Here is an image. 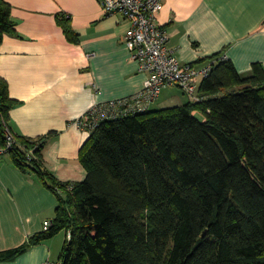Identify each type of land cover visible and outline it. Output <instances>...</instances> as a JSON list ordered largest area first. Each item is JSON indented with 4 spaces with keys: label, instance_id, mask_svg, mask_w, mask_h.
<instances>
[{
    "label": "trees",
    "instance_id": "1",
    "mask_svg": "<svg viewBox=\"0 0 264 264\" xmlns=\"http://www.w3.org/2000/svg\"><path fill=\"white\" fill-rule=\"evenodd\" d=\"M7 35L16 24L0 0V48ZM212 61L201 102L99 122L80 152V183L46 171L44 139L11 132L17 103L0 78V146L9 132L17 166L59 197L51 228L0 261L66 232L58 264H264V67L243 76Z\"/></svg>",
    "mask_w": 264,
    "mask_h": 264
},
{
    "label": "crops",
    "instance_id": "2",
    "mask_svg": "<svg viewBox=\"0 0 264 264\" xmlns=\"http://www.w3.org/2000/svg\"><path fill=\"white\" fill-rule=\"evenodd\" d=\"M4 1L16 24V35L5 36L0 48V78L17 103L11 132L23 140H45L44 168L58 181L83 182L80 152L90 135L76 122L97 105L140 93L148 78L124 44L128 19L108 15L99 0ZM66 21L71 36L64 31ZM156 23L183 65L204 66L220 55L243 76L255 64L264 67V0H164ZM188 102L179 89L168 88L151 109ZM58 206L59 197L37 173L21 170L9 153L1 156L0 253L43 233ZM66 240L61 232L0 264H58Z\"/></svg>",
    "mask_w": 264,
    "mask_h": 264
},
{
    "label": "built area",
    "instance_id": "3",
    "mask_svg": "<svg viewBox=\"0 0 264 264\" xmlns=\"http://www.w3.org/2000/svg\"><path fill=\"white\" fill-rule=\"evenodd\" d=\"M108 15L123 13L130 28L124 37V44L142 73L148 75L143 90L127 99L109 102L93 107L76 126L87 132H93L99 122L126 116L137 112H146L159 99L165 89H179L192 103H199L198 95L201 82L209 76L215 61L204 66L183 65L175 52L168 47L169 35L156 23L157 15L163 9L164 0H99ZM227 60L225 56L220 58ZM12 135L8 132L6 146H0V158L12 148ZM33 151L29 153V157ZM52 222L44 224L48 231ZM68 233L67 239L70 240ZM43 264H52L45 262Z\"/></svg>",
    "mask_w": 264,
    "mask_h": 264
},
{
    "label": "rangeland",
    "instance_id": "4",
    "mask_svg": "<svg viewBox=\"0 0 264 264\" xmlns=\"http://www.w3.org/2000/svg\"><path fill=\"white\" fill-rule=\"evenodd\" d=\"M176 89H177V88H176ZM63 235H64V234H63ZM63 235L61 236V237H62V239H64V236H63ZM60 254H61V252L59 253V256H60Z\"/></svg>",
    "mask_w": 264,
    "mask_h": 264
},
{
    "label": "bare ground",
    "instance_id": "5",
    "mask_svg": "<svg viewBox=\"0 0 264 264\" xmlns=\"http://www.w3.org/2000/svg\"><path fill=\"white\" fill-rule=\"evenodd\" d=\"M203 100H204V98H203Z\"/></svg>",
    "mask_w": 264,
    "mask_h": 264
}]
</instances>
